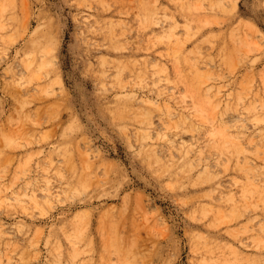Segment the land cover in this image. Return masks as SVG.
<instances>
[{"label": "rangeland", "instance_id": "rangeland-1", "mask_svg": "<svg viewBox=\"0 0 264 264\" xmlns=\"http://www.w3.org/2000/svg\"><path fill=\"white\" fill-rule=\"evenodd\" d=\"M0 264H264V0H0Z\"/></svg>", "mask_w": 264, "mask_h": 264}, {"label": "bare ground", "instance_id": "bare-ground-1", "mask_svg": "<svg viewBox=\"0 0 264 264\" xmlns=\"http://www.w3.org/2000/svg\"><path fill=\"white\" fill-rule=\"evenodd\" d=\"M35 29H36V28H35ZM221 40H222V38H221ZM224 41H225V39H224ZM223 44H224V43H223ZM222 47H225V46H222ZM221 50H223V49H221ZM225 50H227V49H225ZM225 52H226V51H225ZM227 52H228V51H227ZM103 59H104V58H102V60H103ZM127 60H128V59H127ZM100 61H101V60H100ZM144 61H145V60H144ZM102 62H103V61H102ZM137 62H138V61H137ZM184 62H185V61H184ZM186 62H187V61H186ZM191 62H192V61H191ZM99 63H100V62H99ZM103 63H104V62H103ZM132 63H135L134 60H133ZM140 63H141V62H140ZM156 64H158V63H156ZM182 64H183V63H182ZM136 65H138V64H136ZM183 65H185V64H183ZM186 65H188V64H186ZM188 66H189V65H188ZM191 68H192V67H191ZM183 69H184V68H183ZM193 69H194V68H193ZM192 72H193V71H192ZM181 73H182V72H181ZM181 73H180V74H181ZM183 73H184V72H183ZM187 73H188V72H187ZM187 73H186V75H187ZM182 76H183V75H182ZM187 78H188V77H187ZM186 81H187V80H186ZM181 82H182V81H181ZM201 90H202V89H201ZM108 103H109V102H108ZM248 104H249V103H248ZM250 107H251V109H252V106H250ZM250 107H249V108H250ZM246 108H248V107H246ZM251 109H250V110H251ZM247 110H248V109H247ZM250 110H249V111H250ZM256 116H257V115H256ZM226 129H227V128H226ZM220 132H221V131H220ZM212 133H213V132H212ZM215 135H216V134H215ZM215 135H214V136H215ZM211 136H212V135H210L209 137H211ZM216 136H217V135H216ZM207 137H208V136H207ZM213 138H214V137H213ZM219 139H220V138H219ZM219 139H218V140H219ZM218 140H216V141H218ZM204 143H205V142H204ZM214 144H216L215 141H214ZM217 144H218V143H217ZM210 145H212V144L210 143ZM219 146H221V145H219ZM222 146H224V145H222ZM186 147H187V145H186ZM214 147H215V146H214ZM228 147H229V145H228ZM198 149H200V146H199ZM216 149H217V148H216ZM225 149H226V148H225ZM227 149H228V148H227ZM185 150H186V149H185ZM200 151H201V149H200ZM203 151H204V150H203ZM220 151H221V150H220ZM217 152H218V151H217ZM150 153H151V152H150ZM228 153H229V152H228ZM228 153H227V154H228ZM200 154H201V152H200ZM223 154H224V153H223ZM203 155H204V153H203ZM231 155H232V154H231ZM197 156H199V155H197ZM224 156H225V155H224ZM228 156H229V155H228ZM203 157H204V156H203ZM225 157H226V156H225ZM229 158H230V157H229ZM184 159H185V158H184ZM184 159H183V160H184ZM156 160H157V158H156ZM199 160H200V159H199ZM160 164H161V162H160ZM161 165H162V164H161ZM163 165H164V163H163ZM169 165H170V164H169ZM182 165H183V164H182ZM158 166H159V165H158ZM167 166H168V165H167ZM172 166H173V165H172ZM175 166H176V165H175ZM183 166H184V165H183ZM186 166H187V165H186ZM156 167H157V166H156ZM169 167H170V166H169ZM179 167H180V166H179ZM191 167H192V166H191ZM191 167H190V168H191ZM225 167H226V166H225ZM158 168H159V167H158ZM160 168H161V167H160ZM160 168H159V169H160ZM181 168H182V167H181ZM169 169H170V168H169ZM177 169H178V168H177ZM179 169H180V168H179ZM162 170H163V169H162ZM164 170H166V169H164ZM167 170H168V169H167ZM170 170H171V169H170ZM173 170H174V169H173ZM173 170H172V171H173ZM191 170H192V169H191ZM191 170H190V171H191ZM203 170H204V169H203ZM206 170H207V169H206ZM183 171H184V170H183ZM204 172H205V171H204ZM204 172H203V173H204ZM182 174H183V172H182ZM186 174H187V173H186ZM197 174H198V173H197ZM197 174H196V175H197ZM200 174H201V173H200ZM183 175H184V174H183ZM176 176H178V175H176ZM197 176H199V175H197ZM203 176H204V175H203ZM203 176H202V177H203ZM205 176H206V174H205ZM210 176H211V178H212V175H210ZM210 176H208V177H210ZM208 177L206 178L207 180H209ZM191 178H192V177H191ZM196 178H197V177H196ZM198 178H200V177H198ZM198 178H197V179H198ZM203 178H204V177H203ZM197 179H196V181H197ZM212 179H213V178H212ZM210 180H211V179H210ZM191 181L193 182V180H191ZM202 181H203V180H202ZM199 183H200V182H199ZM195 184H196V183H195ZM216 185H217V184H216ZM219 187H220V186H219ZM215 190H216V189H215ZM220 190H221V189H220ZM224 191H225V190H224ZM224 193H225V192H224ZM219 194H220V193H219ZM224 195H225V194H224ZM217 196H218V195H217ZM226 196L229 197L230 195H226ZM226 196H225V197H226ZM229 198H230V197H229ZM224 200L227 201L228 199H224ZM217 206H218V205H217ZM217 208H218V207H217ZM220 209H221V207H220ZM225 209H226V208H225ZM194 243H195V242H194ZM194 245H195V244H194ZM233 253H234V252H233ZM254 262H255V261H253V263H254ZM251 263H252V260H251Z\"/></svg>", "mask_w": 264, "mask_h": 264}]
</instances>
